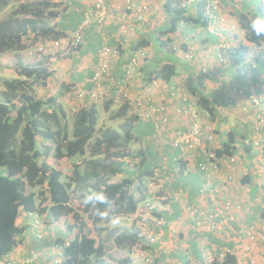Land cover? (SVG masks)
Here are the masks:
<instances>
[{
	"label": "trees",
	"instance_id": "1",
	"mask_svg": "<svg viewBox=\"0 0 264 264\" xmlns=\"http://www.w3.org/2000/svg\"><path fill=\"white\" fill-rule=\"evenodd\" d=\"M11 1L16 3V6L11 8L4 19H0V55L22 51L27 40H31L32 43L44 40H61L80 29L83 17L76 16V20L73 21L72 16H69L70 18L61 16L59 6L64 5L62 2L59 3L57 0H35V2L0 0V11L10 7ZM182 1L163 0L162 10L167 17V23L161 29L151 31L150 36L152 37H149V32L147 33L148 24H137L134 32L125 36L118 32L116 20L109 28H106L104 21L100 26L93 24L83 32L81 31L82 39L79 43L73 45L69 41L63 50H70L71 64L73 61H75L74 64L79 63V58H81L79 56L85 55L83 42L86 38V30L89 28L100 30L106 40L112 37L110 41L119 51L117 59L120 55L123 58L121 75L120 77L114 76L121 78L130 59L135 54L138 55V52L144 51L143 48L150 45L153 47V43L159 49V51L157 49L154 51L153 57L148 58L146 54L145 56L139 54L140 60L148 61L145 67L140 68L142 73L141 88L151 86L158 81L169 83L177 75V68L173 63L162 58L172 51L169 45L171 38L169 37L167 41H163L162 38L177 32L181 24L187 27H206L208 25V18L204 15V3L192 5L195 13L190 15L189 5H184ZM254 7L252 12L238 14L239 26L245 33L248 42L256 45L264 44V37L257 38L249 30L250 18L264 14V7L260 2H257ZM151 17H149V21ZM135 33L139 34V37L132 42L130 38ZM62 47L54 48L53 51L57 52V49ZM234 52L241 58L240 61L238 60V63H241L248 49L240 47ZM51 59V56L41 55L34 63L26 64L17 58L13 68L17 76L11 79H0V263L6 260L5 258L18 247L24 238L30 237L25 234V232H29L30 225L28 223L33 219L34 222L40 221V217L48 215L49 221L52 222L69 217L65 224L70 238L60 240L59 245L56 246V250L58 248L59 251L58 255L61 254L57 264H105L103 260L104 243L96 238V234L103 231L102 220L96 215L95 209L91 206H84L80 200L78 206L89 214L91 220L90 224L86 223L71 204V192L79 184L85 188L83 196L90 189L103 190L109 200L113 202L112 214L119 216L135 214L138 206L146 198L147 181L153 171L163 168L171 170L170 165H174L172 159L177 157L178 151L171 146V142L175 136L166 137L168 130H164L161 136H157L152 127L147 145L155 143L154 153L151 152L152 148L146 145L135 155V157L138 156L136 158L138 162L130 166V161L127 160L132 158L126 151L127 143L131 140L141 139L139 135L136 136V133L134 135L137 117L133 114L128 115V112H131L128 103L121 105L114 113L115 118H124L120 131L112 128L97 130L98 111L96 106L91 105L80 107L74 114L72 130L69 132L66 112L58 100L63 93L74 87L73 85H79V82L87 81L86 84L91 87L94 66L85 68L88 73L84 77L78 76L77 78L69 73V70L76 65L71 66L66 70V75L69 76L68 79L71 80V83L62 82L57 95L45 99L39 98L36 96V89L47 85L51 77H58L55 71L48 68ZM117 59L112 63L111 70H113ZM163 60L164 62H162ZM68 61L70 62V60ZM257 63L259 66V59ZM136 70L139 72L138 68ZM79 86L82 87V85ZM82 88L88 90L85 86ZM106 101L109 103L104 107L108 110L112 101ZM196 103L198 110H204L212 120L214 119V106L208 99L200 96ZM97 131H99L98 135ZM136 132H139L138 128ZM92 141V156L102 155V159L100 161L88 159L83 172L79 170L78 165L73 164L71 175L64 178L62 170L55 167L56 160L84 156ZM233 143L235 144L236 141H234L232 133H229L228 142L224 143L221 149L215 150L216 155L218 157L233 155L235 151ZM48 144L54 146V152L50 157H48L50 155ZM249 150L251 147H244V152H250ZM164 160L167 162L163 163ZM201 161L202 157L197 158L194 162L196 167L187 173H183L187 161H179L180 170L169 185L173 196L176 192L183 191L187 193L189 201L192 202L188 191L189 185L187 186L183 179L189 176H199L201 183L198 188H200L202 184L200 169L203 165ZM117 176L122 177L112 180ZM177 180L179 183H176ZM242 182H248V177L242 178ZM195 193L197 194V191ZM98 207L103 210L106 206L98 205ZM156 212L155 215L160 217V212ZM24 215L27 218H24V223L19 225L18 219ZM19 237H21L20 240ZM141 241L142 237L138 230L119 233L116 240L118 244L126 243L130 247ZM155 244L146 246V249H154L151 254L154 253L156 259H153L152 264H166L168 259H171L172 264L173 262L174 264H193V261L189 259L190 255L193 256L195 264H204L197 249H191L179 257L175 255L174 250L170 252L166 250L160 255L159 248ZM51 256L49 255L50 259ZM234 263L233 257L229 256L223 263L214 262L211 264ZM119 264L135 263L129 257H125Z\"/></svg>",
	"mask_w": 264,
	"mask_h": 264
},
{
	"label": "crops",
	"instance_id": "2",
	"mask_svg": "<svg viewBox=\"0 0 264 264\" xmlns=\"http://www.w3.org/2000/svg\"><path fill=\"white\" fill-rule=\"evenodd\" d=\"M148 2L150 7H152L153 14L148 23L149 28L147 33L149 32V37H152L150 36L151 31H157L164 27L167 23V17L162 10L163 0H149ZM257 2H260L264 7V0H221L219 11L216 13V32L209 31L207 26L187 27L186 25H180L177 32L162 38L163 41H167L169 37L171 38L169 45L172 49L171 52L167 53V56H163L162 58L167 62L173 63L177 68V75L171 82L163 83L158 81L156 82L158 86L152 88L151 92L153 101L165 106V114L170 119L166 137L173 135L178 129L184 130L188 127V116L176 110L183 108L191 100L196 103L198 97L204 96L214 106V119L212 120L206 116L204 110L200 111L198 107L197 111L200 114L199 120L204 127L213 130L212 146L215 149H221L222 145L228 142L229 133H232L234 136L236 143H233V145L236 150L241 148L243 142L247 143V140L252 137L253 139L255 138L248 124L252 117L264 111V59L259 58V68L247 80L244 75H240L239 73L240 70L237 65L240 64L238 60L240 61L241 58L236 56L234 51L240 47H246L248 51L251 49L252 44L246 40L245 33L239 26L237 16L239 13L252 12ZM66 6L68 7L67 17L72 16L73 21L76 20V16L78 18L79 16L82 17L83 13L88 9L86 0H69ZM84 8L86 9L85 11ZM189 11L190 15H194L195 10L192 5L189 6ZM114 18L115 14L108 13L105 19L106 28L114 24ZM102 34L103 32L97 29L89 28L86 30L85 45L83 42L85 55L79 57L88 58L89 64L87 66L81 64L80 66L79 63L74 64L75 61L72 64L71 62L68 65L66 64V70L76 65L69 70V73L72 74L71 76L75 75L76 78L78 76L84 77L88 73V70L85 68L88 69L90 66H94L96 55L101 46L103 44L112 45V41H110L112 37L106 40V37L102 36ZM138 35L137 33L131 35L130 41H135L139 37ZM117 38L115 37V40ZM152 45L153 47L150 45L143 48L148 58L154 56L153 53L156 49L159 51L157 45L153 43ZM229 52L232 53L231 56H229ZM222 57L226 58V60L222 61ZM122 63L123 58L120 55L113 65V70H111L113 76L120 77ZM147 63L148 61L140 60L137 66L139 72L136 70V74L131 84H129L133 94L141 89L142 73L140 68L145 67ZM202 68L206 71L205 73L201 72ZM86 82H79V85L89 89L90 86ZM255 85L257 86L256 95H258L260 101L258 105H254L251 102L249 98L251 93H248V87L252 88ZM103 104L105 105L106 103ZM130 113L128 112V114ZM152 124L153 122L151 121L143 122L137 120L135 122V128L139 129V137L145 146L152 131ZM149 130L150 132L148 133ZM148 145V147L152 148L151 152L154 153L156 148L154 147L155 143L153 142V144L150 143ZM246 146L251 147L250 152L243 151L237 153L241 165L229 172L233 175V179L228 183V194L233 200H239L244 205L243 209L237 213L234 231H240L250 224H255L258 229H261L264 224V143L260 147L261 150L254 148L251 143ZM165 162L167 160H164L163 163ZM257 162L260 163L259 168L255 167ZM170 167L172 169L173 165H170ZM223 169V173H225L226 170L232 168ZM245 176L248 177V182L243 183L242 178ZM183 182H186L187 186L189 185V195L191 200L194 201L196 198L195 192L201 183L199 176H189L188 178H184ZM176 183H179L178 180ZM216 184L217 182L215 181L214 185ZM161 208L162 210L159 215L162 219V225L158 229L162 231V239L159 241L160 244H155L156 246L160 245L158 253L162 255L166 250L169 252L174 250L176 252L175 255L179 257L180 255H185L191 249H196L193 239L194 232L191 228V218L184 211L180 210L179 205L175 202L162 203ZM24 218L25 215L21 217L22 220ZM20 222L23 224V221ZM28 224L30 225L28 233L35 232L33 226L30 223ZM172 229L178 230V236L171 237L170 231ZM248 241L243 235L240 239L232 237L226 241L220 239L214 240L219 246L226 245L232 251L234 250L237 260H241L242 264H247L246 261L241 259L243 258L241 250L243 244ZM29 243V238L23 240L17 247H20L18 253L20 255L17 254L13 258L15 252H17L15 251L17 248H15L5 259L9 260L10 264H23L21 254L25 253ZM252 248L250 257L254 260V264H264V254L261 249L257 246H253ZM11 259L13 260L12 262ZM189 259L194 262L192 255L189 256ZM59 261L60 258L56 259L54 264H57Z\"/></svg>",
	"mask_w": 264,
	"mask_h": 264
},
{
	"label": "built area",
	"instance_id": "3",
	"mask_svg": "<svg viewBox=\"0 0 264 264\" xmlns=\"http://www.w3.org/2000/svg\"><path fill=\"white\" fill-rule=\"evenodd\" d=\"M63 1L66 2L67 0H61V2ZM148 1L86 0V4L89 7L83 13L80 29L76 33L69 34L66 38L51 41L50 45L52 48H58L63 45L66 46L69 41L73 45H77L82 39L81 31L83 32L84 29L91 27L93 24L100 26L105 21L108 13L116 14L114 19L118 24V32L121 35L126 36L133 33L137 24L147 25L149 23V17L152 16V7H150ZM182 3L189 6L204 3V15L208 18V30L216 32V13L220 8L221 0H183ZM118 53L119 51L115 46L103 44L96 55L93 77L91 78L93 83L90 89H72L66 98L68 100L74 99L80 102L82 106L102 100H112L119 105L128 103L131 114L136 116L138 121L153 122V132L157 136H161L162 132L168 129L170 119L165 114V106L154 102L151 97L152 88L157 87L158 84L154 83L151 86L141 88L135 94L131 92L129 85L135 76V70L141 59L140 55L145 56V51L142 50L138 52V55L135 54L125 67L121 78H115L111 73V65L117 59ZM229 53V56H231L232 53ZM259 58L264 59V44H252L251 49L244 54L242 62L237 65L240 75H244L247 80L250 79L258 68L257 61ZM221 60L225 61L226 58L222 57ZM201 72L205 73L206 71L202 68ZM256 88V85L252 88L248 87V93H251L249 98L254 105L260 103L258 95H256ZM176 111L188 116V127L184 130L178 129L173 134L175 137L171 142V146L178 151L177 157L172 159L174 162L173 168L171 170L164 168L155 169L151 177H149L147 193L150 196L149 200L142 206V210L146 211L151 221V227L158 229L162 225V219L155 215L159 209L157 201L177 203L180 210L184 211L192 220L193 239L204 264L223 263L229 256L233 257L234 264H242L241 260V262L237 260L234 250L232 251L226 245L219 246L214 242L216 239L226 241L232 237L240 239L242 235L249 241L242 246L243 258L241 259L246 261L247 264H254V260L250 257L252 247H259L264 254V224L261 229H258L255 224H250L240 231H234L237 213L243 209L244 205L241 201H235L229 196L228 183L233 179V175L229 172L241 165L237 153L243 152L244 147L249 143L254 148L261 150L260 147L264 143V111L252 117L248 124L255 138L253 139L252 137L247 140V143L243 142L241 148L235 149L236 151H234L233 155L220 157L216 155L215 150L217 149L212 146L213 130L205 128L199 120L200 114L197 111L196 103L191 100L183 108H179ZM205 114L208 116L206 112ZM200 156L202 157L201 162H203L200 169L202 184L197 189L194 201H189V196L183 191H178L173 196L169 185L172 183L175 174L180 170L179 161H187L183 172L187 173L196 167L194 162L197 158H201ZM259 166L260 163L257 162L255 167L259 168ZM223 168L232 169L223 173ZM215 181L217 182L216 185H214ZM37 224L35 222V225ZM151 227L146 231L145 235L147 245H153L162 239V231H152ZM178 234L179 232L176 229L170 231L172 237H176ZM36 238L41 242L44 239V235L42 232H37ZM132 252L137 262L153 263L154 253L151 254L150 251L142 250L141 246H132ZM38 260L39 253L33 251L25 259V264H37ZM6 261L0 264H5ZM192 263L195 264V262ZM7 264H10L9 260Z\"/></svg>",
	"mask_w": 264,
	"mask_h": 264
},
{
	"label": "rangeland",
	"instance_id": "4",
	"mask_svg": "<svg viewBox=\"0 0 264 264\" xmlns=\"http://www.w3.org/2000/svg\"><path fill=\"white\" fill-rule=\"evenodd\" d=\"M29 2H35V0H28ZM59 3H61V0H57ZM69 2V0H67ZM10 7H7L0 11V19H4L8 14L9 11L11 10L12 7L16 6L13 1H11ZM64 5L59 6V12L61 16H68V7L66 6L67 2L63 1ZM219 11V10H218ZM25 48L18 52V53H12L8 52L6 54L0 55V79H11L13 77H16V73L13 71L14 64L17 61V58H20L24 63L26 64H32L34 63L41 55L43 56H51V60L48 63V68L51 71H55L58 75L56 78H50L48 80V84L45 85L44 87L36 89V96L39 98H47L52 95H57L59 91V86L60 84L63 83H71V80H69V76H67V71H66V66L70 64L71 59L69 56L71 55L70 50H63L64 45L62 48L57 49L58 51L55 52L53 51L54 48H50V41H40L36 43H32L31 40L25 41L24 44ZM46 45V46H45ZM63 60V61H61ZM70 60V62L68 61ZM89 59L88 58H79V65L83 64L84 66H87L89 64ZM67 64V65H66ZM61 75V76H60ZM70 75V74H69ZM66 79L65 81H62ZM74 87L71 88V90H83L81 86L79 85H73ZM70 90V91H71ZM69 92L63 93L58 102L63 106L66 115H67V123L69 125L68 131L71 132L72 130V122L74 118V114L79 110L82 105L80 102L74 100V99H67L66 96L68 95ZM102 103H109V101H97L91 104H88L86 106L94 105L97 108V122H96V127L97 130H101L103 128H112V129H117L120 131V127L123 124L124 118H115L114 113L118 110L119 104H114L111 103L109 106L108 110L105 109V105ZM131 114V113H130ZM128 114V115H130ZM144 122V120H143ZM97 131V135L98 132ZM137 128H135L134 135L136 133V136L140 134L139 132H136ZM145 141V140H144ZM92 143L93 141L88 145L86 149V154L84 156H75L72 159H61V160H56L55 162V167L62 170L63 176L69 177L72 173L73 169V164H76L79 166V170L83 172L85 170V163L88 159L92 158L95 161H100L102 159V155H96L92 156ZM50 147V156L53 154L54 146L52 144H48ZM145 147V144L142 140H131L130 142L127 143V152L130 153V158L127 161H130L129 164L132 166V164H135L138 162V159H136L138 156L135 157V155L138 153V151L143 150ZM122 176H117L113 177L112 180H117L121 179ZM149 182V178L147 181V184ZM190 190V189H189ZM85 193V188L83 186L76 185L74 190L71 192V204L77 209V211L80 213L81 217L83 220L90 224L91 220L90 217L88 216L89 214L84 212L79 206V201L82 200V196ZM82 195V196H81ZM149 200V197H146L144 199V203ZM159 209L157 211L161 212L162 208V202L157 201ZM142 204L138 206L137 212L133 215H128V216H120L122 223L119 226H112L108 220H103L102 225H103V231L100 232L99 234H96V238L98 241H102L103 247H104V263L105 264H119L122 259L125 257H129L132 262L137 263V261L134 258V255L132 254V248L130 247L129 244L126 243H121L118 244L116 242L118 234L129 231H139L140 237H142V241L137 244L138 246H141L142 249H145L147 244L145 243V235L146 231L151 227L150 220L148 218V215L145 210H142ZM141 210V211H140ZM27 217H25L26 219ZM69 217L67 219L61 218L57 222H52L49 221L48 215H44L39 218V230H43V235H44V240L43 241H38L36 238V235H33L32 233L25 232V234H28L30 237L24 238L25 239H30V243L28 244L27 250H25L24 254H21V260L23 264H25V259L29 256L30 251H37L39 253V262L37 264H54V261L58 259V248L56 250V246L59 245L60 240H68L70 238V234L66 231V224ZM23 221L20 217V220L18 219V224L21 225ZM29 221V219H28ZM30 222V221H29ZM24 223V222H23ZM155 227H151V230L154 231ZM37 229V228H36ZM21 237H19V240ZM59 239V240H58ZM160 246V245H159ZM159 246H157L159 248ZM148 249V248H147ZM20 247L17 248L15 251V254L13 258L16 257V255L19 253ZM20 255V254H18ZM49 255L51 256V259L49 258ZM156 259V256L153 257ZM55 259V260H53ZM13 260L11 259V262ZM165 262V261H164ZM172 264L171 259L166 264ZM139 264H145V263H139Z\"/></svg>",
	"mask_w": 264,
	"mask_h": 264
},
{
	"label": "clouds",
	"instance_id": "5",
	"mask_svg": "<svg viewBox=\"0 0 264 264\" xmlns=\"http://www.w3.org/2000/svg\"><path fill=\"white\" fill-rule=\"evenodd\" d=\"M249 30L257 38L264 37V14L255 15V16H253V17L250 18V20H249ZM85 107H88V106H85ZM149 196L150 195L147 193V186H146V197H149ZM82 203H83L84 206H91L93 209H95L96 215L102 221L103 220H108L112 226H119L122 223L121 217L119 215L112 214L113 213V210H114L113 202L109 200L108 196L105 194V192L103 190L90 189L83 196ZM98 205H105L106 207L103 210H101L98 207ZM143 205H144V202L142 203V206ZM37 223L38 224L35 225L34 219L30 222V224L33 226V228L35 230V232H33V235H36L37 232H42V234H43V230L40 231L39 228H38L39 221H37ZM157 230H159V229L155 228L154 231H157ZM145 243H146V237H145ZM147 246L149 247L151 245H147ZM131 248H132V246H131ZM142 250L152 252L154 249L153 248H151V249H146L145 248V249H142ZM132 254H133V252H132ZM58 257H61V254H59ZM139 263H141V262H137L135 264H139Z\"/></svg>",
	"mask_w": 264,
	"mask_h": 264
}]
</instances>
